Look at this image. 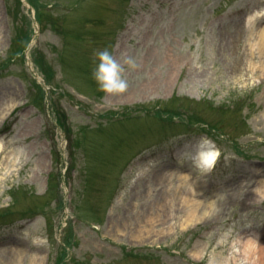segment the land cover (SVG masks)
I'll list each match as a JSON object with an SVG mask.
<instances>
[{"label":"rangeland","instance_id":"obj_1","mask_svg":"<svg viewBox=\"0 0 264 264\" xmlns=\"http://www.w3.org/2000/svg\"><path fill=\"white\" fill-rule=\"evenodd\" d=\"M262 10L264 0H0V264L15 250L20 264L34 254L42 264H257L239 240L264 246V198L251 196L264 181V67L259 50L257 67L234 58L262 32ZM249 15L228 52L223 41ZM104 48L139 65L122 95L93 79ZM170 56L186 61L158 90ZM201 137L222 152L207 175L188 159ZM180 173L193 197L214 201L208 219L184 224Z\"/></svg>","mask_w":264,"mask_h":264},{"label":"bare ground","instance_id":"obj_2","mask_svg":"<svg viewBox=\"0 0 264 264\" xmlns=\"http://www.w3.org/2000/svg\"><path fill=\"white\" fill-rule=\"evenodd\" d=\"M259 15H264V10L259 11ZM253 23L252 15L246 16L241 22L238 24V30L235 34V37L226 39L223 41L222 46L225 47V50L228 52L233 50L234 44L236 43V40L239 38V36H242L243 34L248 33L251 29V24ZM257 36H254V32H251L250 36V47L248 49V52L246 54H240L239 57L234 58V68H242L244 66H251V67H257L256 60L257 58V52L256 50H259L261 53V57L259 61L264 67V28L261 30ZM223 39V40H224ZM179 56H170L168 57L172 63V70L170 73V76L167 77L163 82L158 81L156 83V87L158 90L168 88L171 82H173L175 72L178 68H181V66L185 63L186 59L183 60ZM243 69V68H242ZM6 114L3 115L2 112H0V122L7 117ZM1 142V140H0ZM195 150V149H194ZM193 150V152H194ZM2 151L1 143H0V152ZM175 173L172 172H166L162 174L164 179H171V176H173ZM178 178H180V182L177 186H179L180 189H183L182 192L185 193V195H181V200L187 201V203H190V207L187 208L185 211V219L184 224L188 225L190 223L199 221V220H205L209 218V215L213 213V209L215 206L214 201L208 200L207 202L200 201L197 197H193L194 193H197L195 187L193 186L192 182L190 184L189 182V175L180 173V175H177ZM262 187H257L255 192L251 193V196L253 198L255 197V193L260 198H264V181L261 184ZM171 184L169 181L168 190L171 189ZM228 191V190H227ZM187 193V194H186ZM220 193H217L215 196H218ZM172 197V202H173ZM171 202V204H172ZM202 205V206H201ZM144 229L139 230L140 234L143 233ZM253 235V234H252ZM249 235L248 238H242V240H239L240 244L243 245V247L239 248V256L243 257L245 260L250 261L251 263H257V264H264V246L258 245L255 243L257 236ZM205 247L203 245L199 246V248L195 251V253L200 254L204 252ZM16 259L13 264H20V259L22 257L21 251H16ZM42 259L39 257V255L34 254L29 259L28 264H42V261H39ZM12 264V263H11Z\"/></svg>","mask_w":264,"mask_h":264},{"label":"clouds","instance_id":"obj_3","mask_svg":"<svg viewBox=\"0 0 264 264\" xmlns=\"http://www.w3.org/2000/svg\"><path fill=\"white\" fill-rule=\"evenodd\" d=\"M94 58L97 63L92 76L99 90L112 96L126 93L130 86L127 72L139 67L137 61L132 57L117 59L108 48L95 51ZM221 156V150L207 137L199 138L194 152L188 153V159L200 175L211 173Z\"/></svg>","mask_w":264,"mask_h":264}]
</instances>
